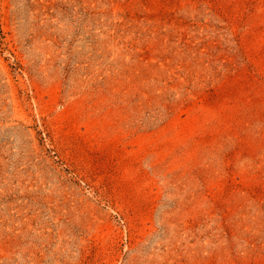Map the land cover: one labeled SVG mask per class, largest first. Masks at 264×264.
I'll return each mask as SVG.
<instances>
[{
  "label": "rangeland",
  "instance_id": "374dc122",
  "mask_svg": "<svg viewBox=\"0 0 264 264\" xmlns=\"http://www.w3.org/2000/svg\"><path fill=\"white\" fill-rule=\"evenodd\" d=\"M0 264H264V0H0Z\"/></svg>",
  "mask_w": 264,
  "mask_h": 264
}]
</instances>
